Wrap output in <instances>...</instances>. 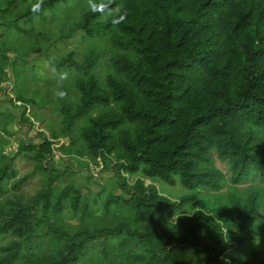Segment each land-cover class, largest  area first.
Returning <instances> with one entry per match:
<instances>
[{
  "label": "trees",
  "instance_id": "obj_1",
  "mask_svg": "<svg viewBox=\"0 0 264 264\" xmlns=\"http://www.w3.org/2000/svg\"><path fill=\"white\" fill-rule=\"evenodd\" d=\"M96 2L105 6L103 13L92 12L87 0H43L33 14L37 0H0V84L7 68L19 78V60L30 63L18 52L8 55L6 36H28L25 22L46 19L48 10L56 18L72 9L55 33L39 27L43 40L34 43L41 50L76 35L95 43L82 61L72 50L58 63L57 74L75 75V94L62 100L63 131L73 146L83 144L92 161L111 162L121 190L103 189L102 215L81 206L73 187L58 191L50 184L34 197L16 195L0 208V264H237L234 252L253 239L259 192L235 191L217 207L203 205L175 223L167 215L197 190L222 188L225 174L217 159L234 183L264 182V0ZM125 10L126 19L115 22ZM18 99L34 102L21 94ZM52 144L47 137L40 144L23 142L19 152L34 153L37 169L45 170ZM15 158L0 160V195L16 177ZM33 175L20 178L14 189ZM135 175L179 182L191 193L175 201L141 178L131 185ZM72 214L79 224H67L64 217ZM260 236L263 249L251 251L242 264H264V225ZM43 237L53 244L29 256L25 248Z\"/></svg>",
  "mask_w": 264,
  "mask_h": 264
},
{
  "label": "rangeland",
  "instance_id": "obj_2",
  "mask_svg": "<svg viewBox=\"0 0 264 264\" xmlns=\"http://www.w3.org/2000/svg\"><path fill=\"white\" fill-rule=\"evenodd\" d=\"M71 11V8H66L63 12H59L58 17L54 18V12L48 10L45 12L46 19L37 16L33 18V22H25L26 27L32 31L28 36H6V40L9 42L7 43L8 55L13 58L18 52L30 63L28 66L19 60L22 66V73L19 74V78L12 74L13 68H7L9 75L0 84V160L3 161V157L10 159L16 156L13 165L17 171L15 179L7 183L6 191L0 195V208L8 201L13 200L16 195L24 198L34 197L40 190L51 184L58 191L67 187L78 190L81 193V206L89 204L91 211L94 210L98 215H102L103 199L99 195L103 189L109 192L114 191L115 194L121 193L118 187L117 173L111 162L106 163L102 157H99L97 161H92L88 154L83 153V144L73 146L63 131L62 100H66L69 94H75L73 88L75 75H69L64 71L57 74L58 63L65 59L72 50L76 51L74 58L82 61L88 53L87 50L90 47H96L95 43L81 42L78 35L70 38L68 43L63 40L57 44H54L55 42L47 43L42 50L38 43H34V39L41 40L43 38L39 32V27L42 24L55 33L60 22L67 18L68 12L71 13ZM1 29L0 27V32ZM11 43H21L22 45L16 47ZM98 72L100 75H104L102 67L98 69ZM60 92L65 93L63 98L57 95ZM18 94L31 98L34 102L26 103L19 100ZM51 129L55 130L57 137L52 136ZM45 137L53 142V155L52 157L47 156L48 158L43 160L46 169L40 170L37 169L39 163L33 158L34 153L28 150H22L21 153L19 151L23 142L40 144ZM216 164L225 174L222 188L197 190V194L187 203H184L181 208L168 213L169 221L175 223L179 215L192 213L203 205H205V210L217 207L220 202L228 200L235 191L246 196L253 190L259 192L261 194V206H264V182L247 180L242 183H234L226 163L217 159ZM30 173H34V175L23 184L19 191L15 190L16 182ZM54 177L56 180H53ZM138 178L143 179L147 185L155 184L162 194L175 201H180L182 196L191 193L179 182L170 185L153 181L143 175L130 177L131 185ZM106 194L107 192L102 197L105 198ZM73 216L64 217L67 224H79V215ZM209 231V229H204L201 233L207 235ZM256 235L257 233L252 231L250 237L253 239L248 245L241 251L234 252L233 256L237 264H242L244 258L251 251L263 249L260 229L258 233L260 236L259 244L254 243ZM53 242L52 237H43L42 241L29 244L25 248V252L29 256L39 254L46 245L53 244ZM0 245H3V239L0 240Z\"/></svg>",
  "mask_w": 264,
  "mask_h": 264
},
{
  "label": "clouds",
  "instance_id": "obj_3",
  "mask_svg": "<svg viewBox=\"0 0 264 264\" xmlns=\"http://www.w3.org/2000/svg\"><path fill=\"white\" fill-rule=\"evenodd\" d=\"M42 5H43V0H37V3H34L31 7V11L33 14H37L42 10ZM87 5L89 7V9L92 12H104L105 11V6L104 5H98L96 0H87ZM128 13L127 11H123L120 15H119V19L118 21L115 22H121L123 20L126 19ZM60 98H63L65 96V93L60 92L57 94ZM258 214V215H257ZM255 218L251 224V229L254 233H257V235L255 236L254 239V243L259 244L260 242V236L258 235L259 233V229L261 225H264V206H260L255 210ZM226 242L228 241L225 240Z\"/></svg>",
  "mask_w": 264,
  "mask_h": 264
}]
</instances>
